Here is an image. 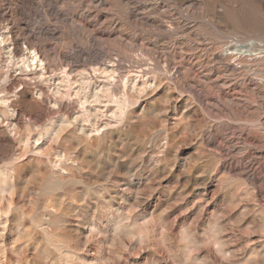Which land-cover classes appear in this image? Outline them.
Segmentation results:
<instances>
[{
    "label": "rangeland",
    "instance_id": "rangeland-1",
    "mask_svg": "<svg viewBox=\"0 0 264 264\" xmlns=\"http://www.w3.org/2000/svg\"><path fill=\"white\" fill-rule=\"evenodd\" d=\"M0 264H264V0H0Z\"/></svg>",
    "mask_w": 264,
    "mask_h": 264
},
{
    "label": "bare ground",
    "instance_id": "bare-ground-1",
    "mask_svg": "<svg viewBox=\"0 0 264 264\" xmlns=\"http://www.w3.org/2000/svg\"><path fill=\"white\" fill-rule=\"evenodd\" d=\"M2 40V39H1ZM240 53V52H239ZM31 61H34V63L40 61L42 62V60L39 58L38 54H36L35 52L33 53V56H32V60ZM34 63H33V66H34ZM41 64V63H40ZM41 66V65H40ZM14 68V67H13ZM73 104V103H72Z\"/></svg>",
    "mask_w": 264,
    "mask_h": 264
}]
</instances>
